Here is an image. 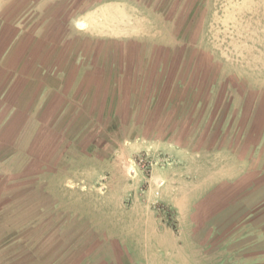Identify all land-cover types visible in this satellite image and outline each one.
Masks as SVG:
<instances>
[{"label":"rangeland","instance_id":"rangeland-1","mask_svg":"<svg viewBox=\"0 0 264 264\" xmlns=\"http://www.w3.org/2000/svg\"><path fill=\"white\" fill-rule=\"evenodd\" d=\"M129 8L130 31L140 37L129 43L131 58L144 63L147 48V61L154 63L159 47H172L168 61L184 63L183 76L195 88V123L174 121L181 133H156L168 124L151 119L150 93L142 101L143 87L130 86L136 92L126 93L130 109L124 113L133 132L108 127L107 109H100L97 127L69 131L66 141L57 129L36 134L37 148L24 151L17 167H6L14 171L0 183V264H97L91 255L107 253L111 234L117 243L124 233L188 255L179 264H264V189L258 204L243 198L240 211L234 198L220 205V192L198 180L212 164L221 168L218 157L203 159L202 151L221 144L213 142L219 111L234 110L244 95L264 105V0H131ZM187 91L176 95L186 99ZM206 112L218 115L211 131L196 124ZM164 137L176 139L185 154L164 152ZM244 140L232 151L242 155V165L228 158V174L248 173ZM89 158L98 162L91 165Z\"/></svg>","mask_w":264,"mask_h":264},{"label":"crops","instance_id":"crops-1","mask_svg":"<svg viewBox=\"0 0 264 264\" xmlns=\"http://www.w3.org/2000/svg\"><path fill=\"white\" fill-rule=\"evenodd\" d=\"M130 5L131 0H0V183L9 180L8 175L14 171L6 167H17L24 151L37 148L35 136L42 131L50 135L57 129L66 141L69 131L81 133L85 127H97L94 118L100 109H107L108 127L133 132L131 120L124 113L130 109L125 105L126 93L136 92L127 88L130 86L143 87L142 91L138 89V95L142 94V101L148 98L151 112L155 110L151 119L159 118V126L168 124L161 130L156 128V133L172 135L176 128L181 133L174 121L186 126L195 123V88L183 76L184 63L168 61L172 47H159L154 63L147 61V48L144 63H137L136 55L131 58L129 43L140 37L132 36L130 31ZM173 69L175 73L170 74ZM146 87L159 90L149 92ZM165 87L169 89L165 91ZM185 89L186 99H180L176 94ZM147 92L150 94L146 98ZM242 96V103L234 110L219 111V136L213 142L220 140L221 144L202 149H207L203 159L218 157L221 168H213L212 164L198 179L204 182L202 188L220 192V205L234 198L240 211L243 198L258 204L259 190L264 189V154L259 153L264 150V145H259L260 139L264 143V105L255 95ZM115 101L123 105H115ZM118 106L122 107L119 113ZM204 114L202 123L196 124L208 127V131L217 128L218 115ZM244 137V148L250 150L248 173L234 170L228 174L224 168L228 158L232 165H242V155H233L232 151L238 149L237 140L243 142ZM175 140L164 137L160 148L171 155H184V147ZM224 140L236 144L223 145ZM89 160L91 165L98 162L96 158ZM95 178L98 174L86 176L85 180ZM223 191L228 192L221 194ZM110 240L107 253L91 255L92 262L179 264L188 260V255L174 254L171 247L133 239L130 233H124L117 243L111 234Z\"/></svg>","mask_w":264,"mask_h":264}]
</instances>
